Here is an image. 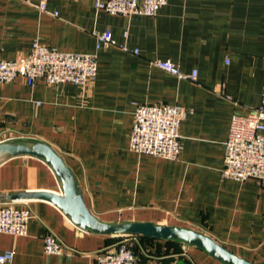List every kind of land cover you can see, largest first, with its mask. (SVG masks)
<instances>
[{
	"label": "crops",
	"instance_id": "1",
	"mask_svg": "<svg viewBox=\"0 0 264 264\" xmlns=\"http://www.w3.org/2000/svg\"><path fill=\"white\" fill-rule=\"evenodd\" d=\"M40 1L0 0V57L20 59L38 42L95 55L96 78L82 88L40 80L28 87L22 78L0 84V143L49 145L102 222L194 230L241 259L264 263V189L255 180L231 181L220 173L231 117L247 115L264 98V0H165L152 17L110 15L95 8L98 0H47L54 17L36 9ZM105 31L115 44L96 49L95 37ZM155 60L196 71L197 79L180 81L154 67ZM139 104L187 111L176 159L130 150ZM37 192L60 194L43 161L15 157L0 164V207L10 204L33 215L25 236L0 234V254L13 251L11 264H91L97 252L121 240L78 229L45 200L8 199ZM48 234L61 242L62 255L43 253ZM156 245L165 249L163 242ZM178 249L167 263L148 254L143 261L223 264L195 246Z\"/></svg>",
	"mask_w": 264,
	"mask_h": 264
},
{
	"label": "built area",
	"instance_id": "2",
	"mask_svg": "<svg viewBox=\"0 0 264 264\" xmlns=\"http://www.w3.org/2000/svg\"><path fill=\"white\" fill-rule=\"evenodd\" d=\"M165 4V0H98L95 8L122 17H152ZM36 9L43 14L58 16L56 12L48 11L47 0H41ZM95 39L96 49L115 44L109 31L96 35ZM123 49L126 50L125 47ZM133 52L138 54V50ZM151 64L180 81L195 82L197 79L196 71L181 72L170 61L155 60ZM96 69L95 55L64 53L34 42L25 57L17 60H4L0 57V84L22 78L28 87L40 80L48 86L73 84L82 88L95 80ZM220 90H223L222 86ZM186 115L187 111L177 105H135L129 135L130 150L139 155L176 159L181 150L179 127ZM220 173L226 180H255L264 189V98L247 115L231 117ZM32 218L28 209L3 205L0 207V234L23 237L27 234ZM120 238L114 249L97 252L91 264H149L137 261L132 251L134 237ZM43 253L62 255L61 242L52 234L46 235L43 238ZM13 257V251L1 253L0 264H11Z\"/></svg>",
	"mask_w": 264,
	"mask_h": 264
},
{
	"label": "water",
	"instance_id": "3",
	"mask_svg": "<svg viewBox=\"0 0 264 264\" xmlns=\"http://www.w3.org/2000/svg\"><path fill=\"white\" fill-rule=\"evenodd\" d=\"M15 157H32L43 161L57 179L60 194L50 192L21 193L11 201L45 200L54 205L78 229L101 236H131L174 241L195 246L223 264H256L241 259L210 237L194 230L150 222L105 223L93 216L82 197L76 180L62 158L47 144L18 139L0 143V164ZM264 264V263H258Z\"/></svg>",
	"mask_w": 264,
	"mask_h": 264
},
{
	"label": "trees",
	"instance_id": "4",
	"mask_svg": "<svg viewBox=\"0 0 264 264\" xmlns=\"http://www.w3.org/2000/svg\"><path fill=\"white\" fill-rule=\"evenodd\" d=\"M137 238L140 241V244L143 247V249H145V250L147 249L148 255L157 257L159 259L164 258L163 256H166V255L178 253L179 252V249H178L179 244H182V243L174 242V241H161V240H153V239H149V238H140V237H137ZM162 242L165 245L164 250H161V247L158 246L159 244L156 245L157 243H162ZM153 243H156V244L154 245ZM138 246H140V245H135L134 243L132 245V251H133L134 255L136 256L137 261H138V258H137L138 254L141 258V255H140L141 250ZM143 260H146V259H142V261ZM167 262H169V261H167ZM167 262H164V263H167Z\"/></svg>",
	"mask_w": 264,
	"mask_h": 264
},
{
	"label": "rangeland",
	"instance_id": "5",
	"mask_svg": "<svg viewBox=\"0 0 264 264\" xmlns=\"http://www.w3.org/2000/svg\"><path fill=\"white\" fill-rule=\"evenodd\" d=\"M173 254H175V253H173ZM173 254L163 256L164 258H162V259H156V260L159 261V262H167V261H170L169 259H171V256H172ZM140 255H141V258H140V256H139V254L137 255L138 261H139L140 263H144V261H142V259H146L145 257L147 256V253L145 252V249H143V252H141ZM156 258H157V257H156ZM141 261H142V262H141Z\"/></svg>",
	"mask_w": 264,
	"mask_h": 264
}]
</instances>
